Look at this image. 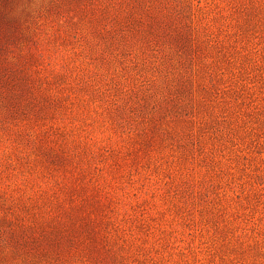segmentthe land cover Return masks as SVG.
I'll use <instances>...</instances> for the list:
<instances>
[{
	"label": "rangeland",
	"instance_id": "rangeland-1",
	"mask_svg": "<svg viewBox=\"0 0 264 264\" xmlns=\"http://www.w3.org/2000/svg\"><path fill=\"white\" fill-rule=\"evenodd\" d=\"M18 2L0 0V264H264V0H194L192 65L146 45L137 0H36L23 21Z\"/></svg>",
	"mask_w": 264,
	"mask_h": 264
},
{
	"label": "trees",
	"instance_id": "trees-1",
	"mask_svg": "<svg viewBox=\"0 0 264 264\" xmlns=\"http://www.w3.org/2000/svg\"><path fill=\"white\" fill-rule=\"evenodd\" d=\"M142 6H144L145 15L157 26L153 28H144L143 39L146 45L167 43L173 48V44L176 45L178 51V45H181V50L178 52V61L182 64L190 62L194 64L197 58L201 59L202 56L207 54L208 47L204 43V38L202 36V28L196 25L195 18L200 13L202 9L200 4H195L194 0H181L183 14L174 13L170 10L172 7L171 0H137ZM199 1V0H198ZM128 17L131 23L138 20L135 11L129 10ZM205 45V47H203ZM198 71L196 72V67L192 68V72L188 73V70H184V73H179L178 82L174 85L177 93L183 92L184 89H188L189 86L187 81H191L192 78L196 75L200 76V71H204V68L207 67L208 62L200 60ZM197 64V63H196ZM192 67V66H191ZM198 74V75H197ZM202 88L205 92L209 91L207 85H202ZM208 93V92H207ZM205 96V95H203ZM180 101H175L176 105L180 103L186 107L192 106L196 101L195 95L191 93L187 99H181ZM163 100L166 101V104L169 102L168 99L163 96ZM179 102V103H178ZM162 111V110H161ZM189 111L186 112V114ZM166 116L163 111L159 114H155L150 121L146 124V128L149 130L155 129L161 124V119ZM168 123L169 132L175 129L173 126L172 120H164ZM148 132V131H146Z\"/></svg>",
	"mask_w": 264,
	"mask_h": 264
},
{
	"label": "clouds",
	"instance_id": "clouds-1",
	"mask_svg": "<svg viewBox=\"0 0 264 264\" xmlns=\"http://www.w3.org/2000/svg\"><path fill=\"white\" fill-rule=\"evenodd\" d=\"M42 10L43 5L37 7L36 0H19L11 15L16 16L23 21L26 17L38 16Z\"/></svg>",
	"mask_w": 264,
	"mask_h": 264
}]
</instances>
